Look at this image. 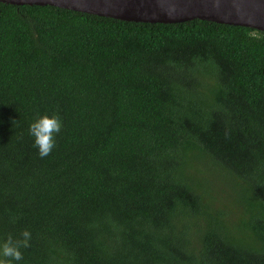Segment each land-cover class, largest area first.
Returning <instances> with one entry per match:
<instances>
[{
	"label": "trees",
	"instance_id": "trees-1",
	"mask_svg": "<svg viewBox=\"0 0 264 264\" xmlns=\"http://www.w3.org/2000/svg\"><path fill=\"white\" fill-rule=\"evenodd\" d=\"M23 230L13 264H264V31L0 2V240Z\"/></svg>",
	"mask_w": 264,
	"mask_h": 264
},
{
	"label": "water",
	"instance_id": "water-1",
	"mask_svg": "<svg viewBox=\"0 0 264 264\" xmlns=\"http://www.w3.org/2000/svg\"><path fill=\"white\" fill-rule=\"evenodd\" d=\"M51 5L124 21L179 23L200 19L264 31V0H0Z\"/></svg>",
	"mask_w": 264,
	"mask_h": 264
},
{
	"label": "clouds",
	"instance_id": "clouds-1",
	"mask_svg": "<svg viewBox=\"0 0 264 264\" xmlns=\"http://www.w3.org/2000/svg\"><path fill=\"white\" fill-rule=\"evenodd\" d=\"M61 128L62 121L57 113L51 115L37 113L30 123L28 132L33 137L34 147L38 149L41 158L50 155L55 147V137L60 133ZM20 237L14 238L9 234L0 240V264H13V261L23 259L20 249L30 246L31 233L28 230H23Z\"/></svg>",
	"mask_w": 264,
	"mask_h": 264
}]
</instances>
